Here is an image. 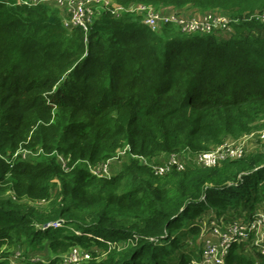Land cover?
Listing matches in <instances>:
<instances>
[{
	"label": "trees",
	"instance_id": "obj_1",
	"mask_svg": "<svg viewBox=\"0 0 264 264\" xmlns=\"http://www.w3.org/2000/svg\"><path fill=\"white\" fill-rule=\"evenodd\" d=\"M110 1L229 24L153 30L103 9L86 33L54 4L0 0V264H65L75 249L90 255L79 264H192L204 226L263 206L264 150L195 158L264 130V0ZM171 156L188 163L157 175ZM118 157L121 172L91 171ZM253 241L224 264H264Z\"/></svg>",
	"mask_w": 264,
	"mask_h": 264
},
{
	"label": "built area",
	"instance_id": "obj_2",
	"mask_svg": "<svg viewBox=\"0 0 264 264\" xmlns=\"http://www.w3.org/2000/svg\"><path fill=\"white\" fill-rule=\"evenodd\" d=\"M49 1V0H48ZM55 1L57 6L64 12L63 19L66 28H81L84 32H88L99 8L102 10L111 9L113 14L121 11L138 13L144 16L143 22L153 30H158L161 25L168 23L177 24L183 32L193 33L196 31L210 33L216 29L227 28L229 20L214 14L206 13L204 15L180 16L175 13H165L156 10L153 6L132 5L129 8H122L114 4L110 0H50ZM264 20V16L262 17ZM219 27V28H217ZM236 142V141H234ZM237 144L225 143L214 149L205 152L195 158V162L199 166L214 167L224 161L241 159L245 156L246 150L238 140ZM233 145V146H231ZM230 146V147H229ZM174 166H180L178 158L171 156L168 162L154 167L157 175H165L170 172ZM95 174L109 175L107 165L104 168L94 170ZM213 233L220 236V242L208 240L204 245L201 259L194 261L192 264H224V257L228 248L232 243L247 242L253 238L255 245L261 247L264 253V203L255 215L243 224H235L233 229L227 232H220L218 225L212 222ZM90 255L79 252L77 249L65 259V264H79L82 260H89Z\"/></svg>",
	"mask_w": 264,
	"mask_h": 264
},
{
	"label": "rangeland",
	"instance_id": "obj_3",
	"mask_svg": "<svg viewBox=\"0 0 264 264\" xmlns=\"http://www.w3.org/2000/svg\"><path fill=\"white\" fill-rule=\"evenodd\" d=\"M43 1L48 2V4H50V5H53L54 4L55 7H58L57 4L55 3V1H50V0L49 1L48 0H43ZM101 11H102V9L99 8L98 11H97V14L95 16V19L97 18V16L100 14ZM169 13H175V12H169ZM190 13H191L190 14L191 16H194V15H200L201 16L202 15V14H199V12H194L193 10H192V12L190 11ZM217 28H219V27H217ZM216 30H218V29H216ZM220 30H222V29H220ZM239 141L244 146V149L248 153L253 152V151H256V150H264V130L258 129L256 131H254L252 134H250V135H248L246 137H243V138L239 139ZM236 142L230 140V142H225V143H231L233 145L234 144L236 145L237 144ZM233 145H231V146H233ZM21 152H22V156H24V158H30L31 155H32V153H30V152H26V151H21ZM119 155L120 156L121 155H124V151L122 152V154L120 153ZM170 158H168L167 161L164 160L163 162H168ZM118 159H119V157L118 158H115V160L109 161L107 163L108 165L105 164V165H101V166L96 167V168L97 169H101V168H104L107 165V168H109V166H110V168L112 170V172H110V170H109V172H110L109 173V176H111L114 173L117 174L118 172H121L122 169H123L122 168V162H121V160H118ZM178 162H179V164H181L183 166H186L187 165L186 163H188L185 158L178 159ZM60 163L64 167L67 168V163H66V161L63 158H60ZM97 169H91V171L95 174L94 170H97ZM95 175H100V174H95ZM100 176H103V175H100ZM241 221H243V220L242 219L239 220L238 223L243 224ZM229 226L227 224H225L224 226L223 225L218 226V228H219L220 232H225V231H229V229H233V227H234V226H232V227H229ZM211 228H212V224L210 226H206L203 229L202 234L198 238L193 239V245H192V247L193 248H196L198 252L200 250L203 251L204 245L208 242V240H211V241L217 242V243L220 242V236L215 235L213 233V230ZM221 229H223V230H221ZM213 239L216 240V241H214ZM202 251H201V253H202ZM46 256H49V254L47 252H44L41 255H39V257L41 259H43V260H47Z\"/></svg>",
	"mask_w": 264,
	"mask_h": 264
},
{
	"label": "crops",
	"instance_id": "obj_4",
	"mask_svg": "<svg viewBox=\"0 0 264 264\" xmlns=\"http://www.w3.org/2000/svg\"><path fill=\"white\" fill-rule=\"evenodd\" d=\"M212 222H213V221H212ZM212 222H211V223H212ZM204 227H206V226H204ZM225 232H227V231H225ZM215 238H216V237H215ZM215 238H214V239H215ZM217 238H218V237H217ZM214 239H213V240H214ZM214 241H216V240H214ZM218 241H219V240H218ZM201 254H202V253H201ZM200 258H201V257H200Z\"/></svg>",
	"mask_w": 264,
	"mask_h": 264
},
{
	"label": "clouds",
	"instance_id": "obj_5",
	"mask_svg": "<svg viewBox=\"0 0 264 264\" xmlns=\"http://www.w3.org/2000/svg\"><path fill=\"white\" fill-rule=\"evenodd\" d=\"M201 259V258H200Z\"/></svg>",
	"mask_w": 264,
	"mask_h": 264
}]
</instances>
